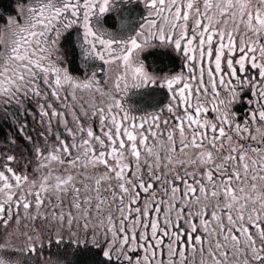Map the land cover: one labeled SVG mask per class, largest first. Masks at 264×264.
<instances>
[{"label": "snow or ice", "instance_id": "snow-or-ice-1", "mask_svg": "<svg viewBox=\"0 0 264 264\" xmlns=\"http://www.w3.org/2000/svg\"><path fill=\"white\" fill-rule=\"evenodd\" d=\"M0 264H264V0L0 8Z\"/></svg>", "mask_w": 264, "mask_h": 264}, {"label": "rangeland", "instance_id": "rangeland-1", "mask_svg": "<svg viewBox=\"0 0 264 264\" xmlns=\"http://www.w3.org/2000/svg\"><path fill=\"white\" fill-rule=\"evenodd\" d=\"M12 0H0V8L7 7L11 4Z\"/></svg>", "mask_w": 264, "mask_h": 264}]
</instances>
